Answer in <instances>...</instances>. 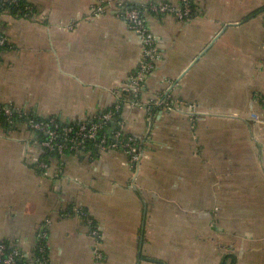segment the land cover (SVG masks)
I'll use <instances>...</instances> for the list:
<instances>
[{"label": "crops", "instance_id": "obj_1", "mask_svg": "<svg viewBox=\"0 0 264 264\" xmlns=\"http://www.w3.org/2000/svg\"><path fill=\"white\" fill-rule=\"evenodd\" d=\"M167 1L181 4H131ZM28 2L33 18L0 17L13 47L0 105L63 123L104 113L142 58L117 2ZM95 4L105 13L67 28ZM193 5L186 20L145 13L158 62L141 106L122 111L139 165L122 151L68 154L45 176L35 133L0 123V242L32 252L49 221L50 264H264V0ZM168 97L196 112L155 105Z\"/></svg>", "mask_w": 264, "mask_h": 264}, {"label": "built area", "instance_id": "obj_2", "mask_svg": "<svg viewBox=\"0 0 264 264\" xmlns=\"http://www.w3.org/2000/svg\"><path fill=\"white\" fill-rule=\"evenodd\" d=\"M22 0H2L4 9L8 7L20 6ZM119 16L125 19L130 25L132 33L140 40L142 49V58L136 70L130 75L122 89L117 92V101L110 107V110L104 112L94 119V122H83L77 127L63 126L55 117L49 118V121H39L34 116L29 120L28 127L33 129L36 133L35 144L44 149L48 153H54L58 157L69 152H79L87 148V144L92 142L97 149V155H103L112 151H122L127 154L131 162L139 165L145 157L144 144L138 138L127 133L125 121L121 111L125 101L124 95L130 98L131 105L141 106L140 95L144 90L147 76L155 69L158 62V47L157 37L152 32L147 24L145 13L149 10L154 13H170L175 15L180 20H186L193 15L194 0H181L180 5L175 3L163 2L159 4H151L148 7H139L131 4V0H115ZM105 6L101 4L93 5L86 15L79 16L75 21L67 26L68 29L74 30L82 21H92L96 17L105 13ZM8 10L4 15H7ZM34 7L26 5L25 18L31 19L35 16ZM11 45L9 37L0 34V47ZM12 46V45H11ZM13 48V47H12ZM3 53L0 52V56ZM156 106L162 107L168 111L179 110L189 114L196 112L195 105L183 104L180 101H173L169 97L161 98L155 102ZM148 110L150 108H147ZM120 114L118 119V129L106 131V125L111 122L117 113ZM7 118H12V111L7 110ZM39 133L46 135L47 139L39 140ZM129 134V135H128ZM62 137V143L58 139ZM50 165L44 160L37 161V168L40 169L45 176L49 175ZM91 225L93 221L89 222ZM50 222L47 221L37 234V241L32 252H24L23 250L8 246L6 244L0 245V264H50L48 256V226ZM93 236L99 235L97 230L92 231ZM3 243V242H2ZM98 258L101 255L98 254Z\"/></svg>", "mask_w": 264, "mask_h": 264}, {"label": "trees", "instance_id": "obj_3", "mask_svg": "<svg viewBox=\"0 0 264 264\" xmlns=\"http://www.w3.org/2000/svg\"><path fill=\"white\" fill-rule=\"evenodd\" d=\"M26 5L32 6L28 2V0H22L20 2V6L19 7L12 6V7H8V9H4L3 7H1L2 6V0H0V17L3 16L5 14V12L8 10L7 15H11V16H14V17L27 19V18H25V8H26ZM34 12H36L35 11V8H34ZM1 33H4L5 34L4 28H3V25H2V22H0V34ZM11 49H12V46L11 45H7V46H4V47H0V52H2L4 54V53L10 51ZM1 61H2V56H0V62ZM123 99H124V101L125 100H130V98L127 95L124 96ZM8 109L12 111V118L11 119L7 118V115H6V112H7ZM108 110H110V108L107 109L105 112H107ZM121 113H122V111H121ZM121 113L120 112L117 113V115L114 117V119L106 125V131L109 132V131H112L113 129H118V127H119L118 126V119H120L119 117H120V114ZM33 116H34V114L25 113V112H23L21 110H18L16 108H14L13 106H5V105L3 106V105H0V123L3 124V126L5 128H7V129H11L13 126H17L18 124H22V123H24V124L27 125L28 122H29V120ZM36 118L39 121H49V119H43V118H40V117H36ZM96 120L97 119L88 120V121H86V123H91V122H94ZM58 121H59V123H62L60 121V119H58ZM83 122L82 121H72V122H68V123H63L61 125H63V126H73V127H77V126H79V124H81ZM31 130L34 133H36L33 129H31ZM133 137H134V135H133ZM38 138H39L40 141H44V140L47 139L46 135L43 134V133H39V137ZM58 141L62 143L63 138L60 137L58 139ZM89 152L94 153V155L97 153V149H95V144L92 143V142H90V143L87 144V148L85 150L79 151V152H73V151L72 152H69V151H67L64 156H66L68 154L89 153ZM64 156H62V157H64ZM62 157H58L54 153H48L47 151H45L44 149H42L41 156H40V160H44L45 162H47L51 166L53 160L60 159ZM1 244H6V245L9 246V243H7V242H3V243L0 242V245Z\"/></svg>", "mask_w": 264, "mask_h": 264}]
</instances>
